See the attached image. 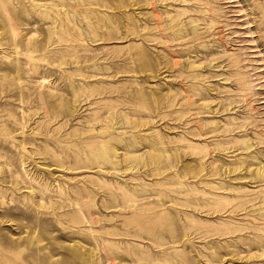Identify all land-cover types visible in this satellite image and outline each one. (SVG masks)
Masks as SVG:
<instances>
[{"label":"rangeland","instance_id":"obj_1","mask_svg":"<svg viewBox=\"0 0 264 264\" xmlns=\"http://www.w3.org/2000/svg\"><path fill=\"white\" fill-rule=\"evenodd\" d=\"M0 264H264V0H0Z\"/></svg>","mask_w":264,"mask_h":264}]
</instances>
